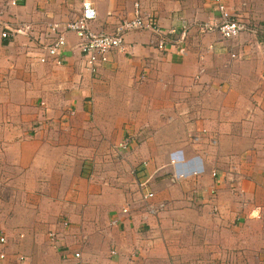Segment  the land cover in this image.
I'll return each instance as SVG.
<instances>
[{
    "label": "crops",
    "instance_id": "1",
    "mask_svg": "<svg viewBox=\"0 0 264 264\" xmlns=\"http://www.w3.org/2000/svg\"><path fill=\"white\" fill-rule=\"evenodd\" d=\"M78 2L0 0L12 31L0 38L6 262L16 251L27 264H48L43 233L63 220L50 264H70L73 252L79 264H264V33L220 40L209 32L195 43L194 23L218 19L212 0H92L97 29L116 28L137 3L162 31L176 39L185 27L186 37L159 52L151 32H125L123 51L92 76L66 33L62 64L37 63L49 26L75 18ZM217 2L264 28V0ZM135 133L123 156L110 153ZM94 162L118 168L100 179ZM174 173L183 177L171 181ZM133 180H146L152 196L131 193Z\"/></svg>",
    "mask_w": 264,
    "mask_h": 264
},
{
    "label": "built area",
    "instance_id": "2",
    "mask_svg": "<svg viewBox=\"0 0 264 264\" xmlns=\"http://www.w3.org/2000/svg\"><path fill=\"white\" fill-rule=\"evenodd\" d=\"M215 2V7L218 12L217 21H202L194 23L195 30L198 34L215 33L221 40L233 39L238 37L242 33H252L262 35L264 28L262 25L248 26V23L240 20L235 14H232L225 10L223 4ZM13 4V1H10ZM79 11L78 15L66 22L60 29L57 28L56 24L49 26L48 31L41 38L43 43H38L40 48V54L36 57V62L40 64L50 63L54 66L62 64V57L60 56L61 50L65 45V34L70 33L75 39V47L78 51L80 59L83 63L84 69L92 76L97 74L99 66L107 62L109 57L114 52H121L124 49L122 35L129 31H149L154 37V48L159 52H164L166 46H176L178 41L183 40L186 34V28L182 27L179 35L174 39L172 37L173 30L169 29L162 31L148 15L144 14L137 3H133L130 16L127 19H122L118 23L116 28L112 30H101L96 28V13L93 7L92 0H79ZM14 32H18L15 30ZM12 31L8 29L5 23L1 20L0 11V38L10 37ZM181 53H184V48L178 49ZM264 80V77H261ZM42 105V103H40ZM132 139L129 136L122 137L115 145L110 147V153L121 157L125 154L129 148ZM172 163V162H171ZM144 166L143 163L140 164ZM193 175V173H192ZM210 177L215 176L214 171L209 172ZM183 174L172 175V180L182 178ZM88 178H91L90 174ZM146 180H140L135 183L136 187L140 192V199L145 201L147 198L152 196V193L146 190ZM212 195V191H210ZM149 213H155L162 209V204H158L155 207L147 206ZM128 211L127 205H124L119 209V213L126 215ZM116 221L114 218L108 221L109 226H114ZM61 228H65L66 222L61 220L59 222ZM58 234L54 232H47L46 239L52 245L55 237ZM5 245V239L0 235V262L4 261L5 264H27L26 258L21 254H15L12 257L11 262H6V256L3 251ZM110 255H114L115 251L113 248L109 251ZM70 264H79L78 252L72 253V261Z\"/></svg>",
    "mask_w": 264,
    "mask_h": 264
},
{
    "label": "rangeland",
    "instance_id": "3",
    "mask_svg": "<svg viewBox=\"0 0 264 264\" xmlns=\"http://www.w3.org/2000/svg\"><path fill=\"white\" fill-rule=\"evenodd\" d=\"M106 31H108V30H106ZM173 34H174V30H173ZM206 33H203V34H198L197 32H196V30H195V33H194V35H193V37H192V39L195 41V43H197L202 37H203V35H205ZM254 36H258V34H254ZM185 37H186V34H185ZM218 39H220L219 37H218ZM221 40V39H220ZM207 48H209V49H211L210 48V45H208V47ZM40 103L41 102H39L38 104L36 103V105L34 106L35 108H38L39 106L41 107L42 105H40ZM122 104L123 105H126V100L125 99H122ZM93 122V121H92ZM125 136H127V134L125 135ZM124 137V136H123ZM131 139H132V142L134 141L135 143H137L138 142V140H139V133H135L134 134V136H129ZM107 150H108V148H107ZM124 154H122L121 156H123ZM92 169H91V173H93V177H98V178H106V179H108V177H109V175H108V173L109 172H111V171H115V168H118V166H115V164L114 163H112V162H108V163H99V162H94V163H92V167H91ZM127 172H128V174H129V176L131 177V180H132V178H133V170L132 169H130V170H127ZM131 185H133L132 186V191H131V193H133V194H136L137 196L139 195V190H138V188L136 187V185H135V182H134V180L131 182ZM126 204H128V206H130V204L131 203H133V199H131L130 198V200L128 201V202H125ZM255 214H256V212H255ZM60 222V221H59ZM107 224H108V222H107ZM55 225H56V223H55ZM59 225H57V226H52V227H48V228H46V230H45V232L43 233V235L45 236V242L42 244V248H43V252L45 253V254H43L46 258H44V260L43 261H46L48 264H50L51 262H53V261H51L52 260V258H47V257H50V251H52V250H54V251H56V249H59L60 247L58 246V245H56V243H57V239L60 237V235H61V237H62V235H65V228L67 227V224H66V226H65V228H61L60 226V228L62 229H60V231L59 232H56V229H58L59 227H58ZM109 225H106V227L107 228H109L108 227ZM54 232V234H58V236H56L55 237V240H54V243L51 245L49 242H48V240L46 239V234H47V232ZM52 249V250H51ZM110 249H111V247H109L108 249H107V256L108 255H110L109 254V251H110ZM15 254H18V253H16V251H12V252H10V255H11V257H13ZM115 255V254H114ZM113 255V256H114ZM27 256V255H26ZM110 256H112V255H110ZM130 256H131V253H130ZM25 257V256H24ZM26 258V257H25ZM27 259V258H26ZM53 259L54 260H56V258L55 257H53ZM129 259L127 258V261H128ZM31 262V264L33 263L34 264V262H33V260H31L30 261ZM29 262V263H30ZM36 264H38V263H36Z\"/></svg>",
    "mask_w": 264,
    "mask_h": 264
}]
</instances>
